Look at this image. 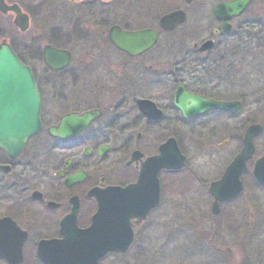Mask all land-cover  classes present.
I'll list each match as a JSON object with an SVG mask.
<instances>
[{"label":"flooded vegetation","instance_id":"af4514ba","mask_svg":"<svg viewBox=\"0 0 264 264\" xmlns=\"http://www.w3.org/2000/svg\"><path fill=\"white\" fill-rule=\"evenodd\" d=\"M112 1L67 0L81 10L98 2L102 6L112 5L109 4ZM232 1L235 0H217L208 12H193L200 21L188 28L192 33L186 30L183 35L181 32L184 39L189 40L185 42L158 43L161 36H170L184 26L187 14L182 9L176 10L184 12V22L164 32L159 29V20L167 13L161 16L66 14L61 6L55 13L56 26L45 33L41 49L23 44L17 48L9 42L19 51L15 53L20 62L31 69L41 98V131L27 141L15 159L0 151V220L8 221L0 229L5 238H19L25 234L20 264H41L37 257L38 244L62 238L61 222L70 215L75 203L78 204L75 226L86 229L97 211L94 193L136 184L144 164L159 156L160 147L170 140L183 155L176 130L183 136L200 129V133L205 131L207 142H213L216 147L221 145L223 117L235 119L238 111L209 109L185 118L175 101L183 93L216 104H241L234 86L238 47L243 45L245 34L257 32L264 39V14L249 13L255 2L252 0L242 14L224 21L228 31L223 32L220 30L223 22L214 16L213 7ZM35 3L39 13H44L42 11L51 5V0H35ZM4 4L16 6L21 14L28 16V32L33 22L28 6L19 0H4ZM6 14L0 18L10 17L12 22L13 13ZM144 16L150 23H146ZM114 27L129 33L155 31L157 41L150 49L132 55L110 41V31ZM207 42L210 44L203 50ZM46 46L69 54L64 68L53 71L46 67L43 54ZM35 62L41 66L39 74ZM249 106L252 119L245 130L257 124L261 132L253 138V156L246 162V171L240 177L242 187L245 180L254 184L252 169L264 153V101H254ZM89 112H95L96 116L75 136L60 139L48 134L47 130L57 127L64 116ZM255 112H260L262 118L256 119ZM241 147L242 139L236 154ZM236 154L225 167L218 168L217 177L204 184L210 207L213 199L209 187L223 176ZM180 172L159 171L158 206L139 224L135 223L136 219L130 221L133 244L141 250L140 254L145 251L144 245L156 236L155 212L163 192L166 187L173 188L174 176ZM150 180L146 177L144 183ZM188 188L189 185L185 190ZM10 222L19 231L12 232L7 226ZM0 264L8 263L0 259Z\"/></svg>","mask_w":264,"mask_h":264},{"label":"rangeland","instance_id":"374dc122","mask_svg":"<svg viewBox=\"0 0 264 264\" xmlns=\"http://www.w3.org/2000/svg\"><path fill=\"white\" fill-rule=\"evenodd\" d=\"M19 1L33 13L30 14L32 28L20 34L13 27L10 17H1L0 38L17 48L23 44L41 49L45 33L56 26L58 6L63 7L66 14L161 16L176 9L184 10L187 14L184 26L170 36H161L158 43L164 44L189 41L181 32L184 35L188 28L200 21L193 12H208L217 0H193L190 5H184L182 0H143L142 3L140 0H113L109 3L112 5L102 6L98 2L84 10L70 5L67 0H61L63 3L51 0V5L42 11L44 13H39L35 0ZM249 13L264 14V0H255ZM144 18L146 23H150L147 17ZM241 42L234 86L242 107L235 119L223 117L221 145L216 147L213 142H207L205 131L202 135L200 129L183 136L180 130H176L175 136L180 141L186 163L182 171L174 176L173 188L166 187L163 192L155 212L156 236L144 245L143 254L138 255L135 245L125 255L108 257L102 264H264V188L255 187L245 180L240 196L222 204L217 216L211 215V202L203 190L218 176L219 169L225 167L238 152L245 127L252 119L249 105L254 101H264V39L255 32L245 34ZM34 64L37 73H41V66L37 62ZM258 113L255 112L254 117L261 119L262 114Z\"/></svg>","mask_w":264,"mask_h":264},{"label":"water","instance_id":"95a60500","mask_svg":"<svg viewBox=\"0 0 264 264\" xmlns=\"http://www.w3.org/2000/svg\"><path fill=\"white\" fill-rule=\"evenodd\" d=\"M75 1V0H70ZM87 1V0H86ZM193 0H183L189 5ZM251 0H235L214 6V16L223 22L220 30L227 32L224 21L230 16L240 15ZM2 15L13 13V25L24 33L29 28V19L21 14L16 6L6 7L0 0ZM184 12L174 11L160 18L159 28L169 32L184 22ZM1 31V28H0ZM157 40V32L144 30L138 32H121L114 27L110 31V41L117 48L132 55L150 49ZM210 42L205 44L203 50ZM44 63L47 68L58 71L64 68L69 54L46 46L43 49ZM175 105L183 117L188 118L201 114L209 109H222L236 112L240 104H216L203 99L179 95ZM41 99L30 68L23 65L9 45L0 43V150L11 159L22 152L26 142L41 130L40 123ZM96 116L95 112L83 115L70 114L64 116L57 127L49 128L48 134L55 138H69L78 134ZM261 132L259 125L246 129L240 153L226 168L220 180L212 183L209 193L213 198L211 214H219V203L238 197L242 191L240 176L246 171V162L251 159L254 148L252 139ZM184 167V157L176 143L160 147V155L149 159L143 166L138 182L124 189L113 188L97 191L92 196L97 200V211L91 218L88 228L79 230L75 226L78 204H74L60 226L61 239L43 241L38 244L37 257L42 264H98L108 253L124 254L133 239L130 221L136 219L137 224L143 221L147 213L159 203V185L157 174L161 170L178 171ZM252 176L255 182L264 187V153L256 160ZM150 183H144L145 178ZM91 195V194H89ZM6 220H0V228ZM11 231H19L8 223ZM19 238H5L0 229V259L8 264H20L22 246L26 239L24 233ZM12 237V236H11Z\"/></svg>","mask_w":264,"mask_h":264},{"label":"trees","instance_id":"16d2710c","mask_svg":"<svg viewBox=\"0 0 264 264\" xmlns=\"http://www.w3.org/2000/svg\"><path fill=\"white\" fill-rule=\"evenodd\" d=\"M10 46H11V48H12V49H14V50H15L14 52H17V54L19 53V51H18V50L16 51V49H15V46H12V45H10ZM112 256H113V255H112Z\"/></svg>","mask_w":264,"mask_h":264},{"label":"bare ground","instance_id":"6f19581e","mask_svg":"<svg viewBox=\"0 0 264 264\" xmlns=\"http://www.w3.org/2000/svg\"><path fill=\"white\" fill-rule=\"evenodd\" d=\"M256 125H257V124H256ZM241 149H242V147H241ZM241 149H240V151H241ZM240 151H239V153H240ZM239 153H238V154H239ZM238 154H236V156H237ZM236 156H235V157H236ZM235 157H234V158H235ZM234 158H233V159H234ZM232 161H233V160H232ZM232 161H231V162H232Z\"/></svg>","mask_w":264,"mask_h":264}]
</instances>
